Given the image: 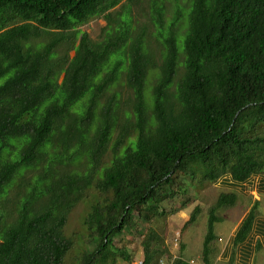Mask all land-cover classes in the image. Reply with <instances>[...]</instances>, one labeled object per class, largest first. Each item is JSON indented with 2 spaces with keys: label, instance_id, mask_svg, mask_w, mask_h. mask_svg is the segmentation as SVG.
Here are the masks:
<instances>
[{
  "label": "trees",
  "instance_id": "16d2710c",
  "mask_svg": "<svg viewBox=\"0 0 264 264\" xmlns=\"http://www.w3.org/2000/svg\"><path fill=\"white\" fill-rule=\"evenodd\" d=\"M164 1L138 13L147 42L137 0H0V264H65L69 214L87 200L76 264H130L113 238L135 213L163 217V186L264 173V0H187L186 20L179 0H166L168 19ZM96 18L106 24L94 41L80 28ZM234 203L220 193L208 209L201 264H212L217 210ZM140 247L142 264L168 253L153 229Z\"/></svg>",
  "mask_w": 264,
  "mask_h": 264
},
{
  "label": "rangeland",
  "instance_id": "374dc122",
  "mask_svg": "<svg viewBox=\"0 0 264 264\" xmlns=\"http://www.w3.org/2000/svg\"><path fill=\"white\" fill-rule=\"evenodd\" d=\"M141 4L135 7L133 6V14L139 26H146V40L147 42L154 41V37L151 33L154 32L152 25L149 23V19L146 17L147 12V0H137ZM164 1V0H163ZM164 10H167L165 16L169 19L171 17V11L174 5L170 1L163 2ZM179 7L182 9V15L186 20L189 3L187 0H179ZM179 8V10H181ZM144 9L146 15L139 16L138 13ZM184 10H187L186 12ZM106 22L103 18H96L91 20L87 25L82 26L80 30L86 33L91 40H97L101 29L105 26ZM184 23L181 21L179 24V34L183 32ZM150 36V37H149ZM181 39L178 42L180 50ZM154 54H157L160 49L152 42L149 46ZM73 54L71 53V56ZM127 95H121V102H126ZM188 180H184L180 176L174 179V182L170 186H163L162 190L171 194V196L163 201L159 205V209L163 211V217L152 218L150 223H145L138 219L135 214L132 215L133 221L136 224L132 230L127 229L121 235L113 238V245L116 248L125 249L129 256L131 263L136 264L142 261V252L140 247V241L142 236L149 230L153 229L163 239V244L167 248L168 253L161 259L166 260L168 264L171 263V259L181 257L184 261L189 264H201V250L203 238L206 233V223L208 217V209L216 203V200L221 192H227L225 189L216 188V184L206 183L203 186L192 183L187 185ZM90 195H93V190L89 191ZM89 201H83L79 203L73 211L69 214L67 226L64 234L67 238L74 240V248L68 254L65 260V264H76V257L85 249L79 238L84 236L85 231L83 227V219L85 214L89 210ZM235 204V203H234ZM247 201L240 198L235 206L224 207L218 209L216 216L221 220L214 225V234L216 239L210 244L211 255L210 259L212 264L218 261L219 255L225 244V241L232 235V231L238 222L243 218V215H247L250 209L253 207L246 205ZM195 206L200 207V212L194 223L189 224L185 227L183 225L188 221L189 214ZM261 212L264 208H261ZM258 212V209H257ZM235 224V225H234ZM233 254V253H232ZM160 259V260H161ZM116 264H127L122 262L120 259L117 260ZM228 264H235L232 262ZM250 264H264V249L257 250L254 253L253 259Z\"/></svg>",
  "mask_w": 264,
  "mask_h": 264
},
{
  "label": "crops",
  "instance_id": "0c3cea01",
  "mask_svg": "<svg viewBox=\"0 0 264 264\" xmlns=\"http://www.w3.org/2000/svg\"><path fill=\"white\" fill-rule=\"evenodd\" d=\"M215 184L216 188L221 189V191L224 189L227 191L221 193L235 195V204L233 206L237 204L240 198L245 199L248 206L257 205L258 212L246 241L237 246L233 244V238L246 217V215H243L240 222L236 223V225L234 224L232 235L230 234L225 241L218 259V261L221 260V263L219 262L218 264H228L231 259H233L232 261L235 264H250L256 252L254 249L255 245H259V251L264 249V211H260L261 208H264V173L252 176L241 183L234 182L229 177H224L215 182ZM213 264H216V261Z\"/></svg>",
  "mask_w": 264,
  "mask_h": 264
},
{
  "label": "built area",
  "instance_id": "2783aa9c",
  "mask_svg": "<svg viewBox=\"0 0 264 264\" xmlns=\"http://www.w3.org/2000/svg\"><path fill=\"white\" fill-rule=\"evenodd\" d=\"M136 264H142V261H139L138 263ZM158 264H168L166 260H159V263Z\"/></svg>",
  "mask_w": 264,
  "mask_h": 264
}]
</instances>
